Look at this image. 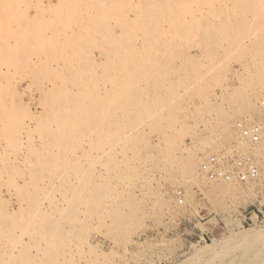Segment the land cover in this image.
<instances>
[{
    "label": "bare ground",
    "instance_id": "bare-ground-1",
    "mask_svg": "<svg viewBox=\"0 0 264 264\" xmlns=\"http://www.w3.org/2000/svg\"><path fill=\"white\" fill-rule=\"evenodd\" d=\"M19 1L17 0L18 3H20ZM25 2L27 1L25 0ZM39 2L42 3V1H38V4H40ZM18 3L15 8L17 6L19 8ZM56 3L60 6L59 9L55 7L57 10L51 7L48 2L46 4L49 6L41 5L39 10L43 12L44 8H49L47 11H53L55 14L57 11L60 14L58 16L51 15L52 18L50 17L49 21L39 22L41 24L36 23L40 29L43 25L44 30L45 27H49L46 25H51V28L56 29L70 28L69 32L68 30H59L57 33L59 37L54 39L55 42L47 41L48 43H46L44 35L47 34H43L45 31L41 34L38 31L37 33L36 24H32L35 26L33 30L36 32L30 33L35 36L32 39L31 37L29 39L28 35L24 37L23 34L24 38L18 37L19 42H14L18 43L17 46L1 45L0 43V57L9 60V62L10 60L20 62L22 55L30 54V57L34 55L39 60H51L55 66L54 77L48 78L46 82L49 85L48 90L46 92L40 90V105L43 111L39 117L31 118L36 125L35 130L32 131L34 134L37 131L38 135L37 137L32 135L24 138L28 140L26 143L27 153L25 154L20 148L22 137L7 134L8 140L13 142V154L17 158L15 160L18 161V164L24 165L23 169L20 168L21 165L8 166L9 164L5 160L4 165L5 168L8 166L7 171L3 167L6 171L4 173H7L5 174L6 180H8V183L5 182V184H8L9 189L17 188L23 200L27 202L28 207L27 204L24 203V205L28 209H25L26 213L19 212L14 217L6 211L7 208L5 211L0 208V222H11L13 228L15 225L19 229L24 225L25 232L33 235V239L36 238L34 245L39 251V256H31L24 251L22 254L20 252L17 255L16 253L12 254L9 260L7 237L0 226V264H68L67 259L64 262L65 254L68 255L67 251L71 250L72 252L75 249L80 254L83 252L81 251L83 246L87 245V230L85 233L84 230L74 229V221L79 217L78 206L81 204L85 205L89 217L94 216L93 219L100 214L103 217L104 214L109 216L114 227L111 226L112 229L107 232L110 233V236L109 234L106 236L112 237L113 245L120 242L125 243V231L128 227L133 228L137 221L135 216L140 214V210H137L139 214L135 215L137 202L129 201V198L126 205L131 212L125 211L128 214L123 212L122 208L115 211L107 210V207L111 205L107 206V199L112 195L110 192L114 189L113 184L117 177L120 180H142L138 186L139 202H143L146 197L149 199L148 196H156L158 193L153 192L154 194H152L148 189L144 174L147 175L149 172L163 175L165 177L163 179L169 183L173 180L174 186L175 182L181 186L189 182H202L203 186L209 184L207 191L209 187L214 195L218 193L222 197L234 195V192H241L242 189L251 193L256 186L264 184V145L238 146L239 149L246 148L244 151L249 149L250 153L253 150L251 153L253 164L258 169L260 176L258 180L245 182L246 186L244 184L243 188V184L238 186L240 182L237 181L214 182L207 180L201 171V164H199L201 158L207 156V153L214 152L215 154V152L219 153V150H224L225 154H229L230 144L235 139L234 118L235 120L237 117L240 120L241 118L245 119V116L248 118L249 114L251 116V113H257L255 111L260 110L257 103L261 98L264 99V39H260L261 36L256 34L259 39L249 41V43L261 44L260 46L263 47L258 45L255 47V45L254 48L243 47L245 43L238 41L236 46L237 43L240 46H237L235 52L232 47L226 44L228 43L227 37L240 34L241 30L253 27V22L251 24V20H249L250 17L256 19L255 28H264V0H56ZM27 4H29V0L24 5L26 8ZM4 5L6 6V2ZM9 6L7 4L6 7ZM11 7L13 8V6ZM19 10L21 11L20 8ZM11 12L15 11L10 9L9 13ZM3 18L5 17L3 16ZM3 20L5 23V19ZM31 20L33 21V19ZM27 22L30 24H24L25 27H21V29L30 27L29 30L27 29L29 34V31H32L31 22L30 20ZM47 28L46 30H48ZM257 28L255 32H252V35L257 33ZM15 29L16 33L17 30H20L16 27ZM2 32L0 31V33ZM13 32L11 34L15 35ZM46 32L48 33V31ZM51 32L53 33V31ZM51 32L48 34L49 37L53 36ZM244 32L245 37L248 36ZM259 35L264 34L259 33ZM231 38L233 37L229 39ZM93 55L100 56V65L91 59ZM230 60H234L233 63H237L239 69L236 71L225 69L226 62ZM15 61L12 65L18 66L26 62L25 60L22 64H16ZM221 63L223 65L225 63L226 67H220ZM43 66L36 68L37 74L38 69H42ZM99 67H101L100 70L97 69ZM86 73L87 77H85ZM225 78L232 82L223 84L222 79ZM210 84L217 91L211 90L212 92L207 93L205 88L209 89L207 86ZM3 91L0 87L2 102ZM226 95L228 99L227 103H224L229 107L224 109V105L220 101ZM1 104L3 107L6 106ZM189 109H193L192 112L196 114L193 121L198 125L201 124L203 132L208 131L209 136L218 134L216 135L220 138L218 142L210 141L207 139L209 137L202 139L193 130H190L185 121L186 117L183 115L185 110ZM7 117L9 116L5 118ZM244 119L243 121H245ZM6 121L2 122L7 126L5 128L7 133L22 130L20 127L22 122L19 126L18 121ZM200 131L202 132V129ZM6 132L4 131L3 134L5 135ZM29 133L25 134L24 132L25 136H28ZM3 134L2 137L0 135L1 139L6 137H3ZM36 140L39 142L37 145L34 144ZM38 145L41 146L40 149L36 147ZM4 158L6 159V155ZM175 172L179 174L178 178L173 175ZM25 175L29 178V182H25L23 186H17L15 180L17 178L23 180ZM0 178H2L1 173ZM52 179L59 180V183L49 182L48 184L57 185L64 194L70 195L71 199L63 194L66 197L63 200L60 195V199L63 200L66 207H60L61 204H59V207L56 205L57 207L55 206L52 210L44 212L39 209L40 207H37L35 198L29 190L32 189L36 193L39 190L37 198L38 194L41 197L39 188L47 186L45 180ZM1 180L5 181L3 178ZM122 183L125 186L130 185V181ZM163 185L165 184L163 183ZM4 186H6V190L8 187ZM172 186L170 185V187ZM49 188H53V186ZM49 192L47 191L46 194ZM159 192L161 195V191ZM159 195L158 200L162 198ZM51 196L52 194H50ZM120 198H122L121 195L114 196L118 207L125 201H120ZM152 198L154 199V197ZM215 202L219 203V201ZM50 203L52 204V202ZM161 204L157 206H161ZM51 207L53 206L51 205ZM82 208L84 211L85 208ZM81 213L82 218L84 214ZM98 218L100 217L98 216ZM89 221L94 220L90 218ZM81 223L84 224L86 221ZM96 224L98 225V223ZM88 225L92 224L88 223ZM88 225L86 227H89ZM93 228L95 229V227ZM133 229L135 230V228ZM257 229L258 231L255 229L256 231L250 232L251 234L249 230H241L229 235L225 240H216L210 245L194 248L192 255H189L190 257H187L188 259L185 262L182 261L181 264H197L196 262L199 264H223L226 258L230 259L229 264H264V229ZM126 239L128 238L126 237ZM15 243L18 245V242ZM124 243L123 245H125ZM73 246L74 249H71ZM14 248L13 250H15ZM95 251L94 249L88 250L91 255L84 258V264L111 263L110 254L105 256ZM111 256L113 257V255ZM68 261L72 262L69 259Z\"/></svg>",
    "mask_w": 264,
    "mask_h": 264
},
{
    "label": "rangeland",
    "instance_id": "rangeland-1",
    "mask_svg": "<svg viewBox=\"0 0 264 264\" xmlns=\"http://www.w3.org/2000/svg\"><path fill=\"white\" fill-rule=\"evenodd\" d=\"M2 1L6 2V6H7V4H8V6L10 4V6L7 8L4 5L5 2H2ZM2 1H0V11L2 12V14L0 15V25H1L0 28H2V29H0V31L1 32L3 31L2 33H0L1 45L9 44V46H17L18 43L16 44L14 42H19V39H17L18 37H20V39H22L25 36L27 37V35H28L29 39H30V37L32 39L35 36L31 35L30 33L33 32L32 34H34L37 31L40 32V34L45 31L43 34H47V35H44L46 38V43H48V42L53 43L52 41L55 42V40L59 37V36H57V33L59 32V30L60 31H67L68 30V32L70 31V28H64L65 30L63 28H57L58 29L57 30L54 27L51 28L52 27L51 25H46L49 27L48 28L45 27V30H44L43 25H41L42 26L41 27L42 32H41L40 27L38 28V25L36 24V23L41 24L39 22H42V21L45 22V20L49 21L52 18V16H54L55 13L53 11H50V12L47 11V10H49V8H44L45 11L43 10V12L40 11L39 9H40L41 5H43V6L45 5L44 7L49 6V4L48 5L46 4L47 2L50 3L51 7H54V8L58 7V9H59L60 6H58V3H56V0H29V4H27V8L24 5L26 3H28V0H26L27 2H25V0H20V1L18 0L20 3L22 2L21 4H23V5L18 3L17 0L16 1L15 0H12V1L9 0L11 2H9L8 0H2ZM38 1H42V3L39 2L40 4H38ZM17 3L19 5V8L21 9L22 13L19 10L18 6H17V8H15ZM30 3H31V5H30ZM37 4H38V7H37ZM28 5H30V6H28ZM11 6H13V8ZM23 8H24V10H22ZM56 8H55V10H57ZM4 9H6V10L8 9V10L6 11ZM10 9L12 11H15V12L9 13ZM2 10H4V11H2ZM24 11L26 12V14ZM4 12H7L8 14H6ZM14 14H15V16H13ZM59 14L60 13L59 12L57 13V11H56L55 15L58 16ZM21 15H22V18H21ZM3 16L5 18H3ZM18 17H20L21 19ZM23 17H25V18H23ZM2 18L5 19V21H6L5 23H4V20ZM12 19H13V21H12ZM31 19H33V21ZM28 20H30V22H31V29H32V31L30 30L31 32L29 31V34L27 32L29 30L28 28H30V27L21 29V27H25L24 24H30L27 22ZM249 20H251V22L249 21L251 24L253 22V24H252L253 27H251L252 29L249 28L250 29L249 30L246 28L247 31H246V29H243L246 33L243 30H241L240 34H234V36L232 35V36L227 37L228 43L226 45H229V47H232L234 52H235V49L240 46L238 43H237L238 47L236 46V42H238V41L239 42L243 41L245 43V45H243V47L245 46V47L254 48L255 45H256L255 47H257V45L259 47H263V46H260L261 44L249 43V41H255L256 39H259L258 36H261L260 39H264V35H259V33L264 34V28H262L263 29L262 30L261 28L256 27L257 33H254V35H252L253 34L252 32L256 31V28L254 25H256L257 23H256V19L254 20L252 17H250ZM254 23H256V24H254ZM32 24H34V25L36 24L35 26H37V27L35 28V26ZM10 25H13V26H10ZM15 25H18V26H15ZM15 27L17 29L20 28V30H17V33H16ZM5 28H6L7 32L5 31ZM34 28L37 29L36 32H35V30H33ZM46 28L48 30H46ZM51 29H53V30H51ZM23 31H25V32H23ZM46 31H48V33ZM51 31H53L54 34ZM12 32L15 33V35L11 34ZM50 32H51V35H53L52 37L48 36V34ZM243 32L248 36L245 37ZM7 33H9L10 35ZM19 33H20V36H18ZM1 34H3V35H1ZM23 34H24V37H22ZM241 34H243L242 35L243 37L241 36ZM249 35H252V36H249ZM46 36H48V37H46ZM238 36L241 37L242 39L240 40V38ZM230 37H233V38H231L233 40L236 39V40H234L235 42L233 40L231 41V39H229ZM1 39H2V41H1ZM246 39L248 42L246 41ZM229 41H230V43L233 42L234 44L232 43V45L233 46L235 45V46L233 47L232 45H230ZM248 43H249V45H247ZM35 44H38V43H35ZM35 44H33V45H35ZM87 55H88V53H87ZM24 56H25V58L26 57L27 58L25 59ZM93 56L91 59L100 65L101 64L100 56H98V55H93ZM19 57H20V55H19ZM28 57H29V59H28ZM21 59H22L21 61L19 60L20 62H18L17 60L16 61L14 60V61L16 64H19V63L22 64V62L23 61L25 62V60H26L25 64L17 66V65H12V63H14L13 60H10V62H9V60H5V59L0 57V73L2 72L0 74V80H1L0 87H1V89L4 90L3 91L4 95H2V96H4L2 99L3 102L0 100V104L3 103L4 105H6L4 107L2 106V104L0 105L1 106L0 114H2V115H0L1 116L0 117V119H1L0 120L1 121L0 122L1 123L0 124V130L2 129L1 130L2 132L0 131L1 137H2L3 132L4 131L6 132L5 128L7 127L6 124L4 123L5 121L2 122L3 120L18 121L19 126L21 125L20 124L21 122L23 123L20 126L22 130H18L19 132L18 131L17 132L16 131L15 132H8V133L6 132L5 135L3 134V137L6 136V137H4L6 139L0 138V169H1L0 173H1L3 180H5V181H2L1 180L2 178H0V183L3 184V185L0 184V196H1L0 197L1 198L0 199V205H1L0 208L3 209V211H5V209L7 208L6 211H8V213L10 215L12 214V216H14V217L19 212L20 213L21 212L26 213V210L28 209V208H26V206L28 207V204L25 200H23L20 193L17 191L16 187H15V189H14V187L9 189L8 184H5V182L8 183V180H6V176H5V174H7V173H4V172L7 171L8 166H10V165H12V166H15V165L18 166L19 165L20 166L21 165L20 168H22V169H23L22 166H24L20 162H19L20 164H18V161L15 160L17 158L13 154L14 153L13 142L11 140H8L7 136L10 134H12V136H14V134H15L16 136H14V137H22L23 139L21 141L22 144H21L20 148L23 150V152L25 154L27 153L28 147H27L26 143L28 140H26L24 138L32 136V135L34 137H37V135H38L37 131L35 134H34V131H32L33 129L35 130L36 125H34L35 123L31 120V118L33 119V117H39V114H41V112L43 111L42 107L40 105L41 104V100H40L41 99V94H40L41 91L40 90H42L44 92H46L48 90L49 85L46 82H47L48 78L54 77L53 72L55 69L54 62H52L51 60L48 61L46 59L45 60H39V58L35 57L34 55H32L31 57H30V54L22 55ZM230 61L232 62V64ZM230 61L226 62L227 67H226L225 63H224V65L221 63L220 67L225 66L226 67L225 69H228V70L231 69L232 71H236L237 69H239L237 67V63H233L234 60L233 61L230 60ZM41 64L45 66V67L43 66L42 69H40L42 67ZM23 65H25V66H23ZM38 67H40L38 69L40 72L38 71V74H37L36 68H38ZM204 68H205V66H204ZM204 68H202L203 69L202 71H204ZM97 69L100 70L101 67H99ZM33 70H35V71H33ZM57 70H59V69H57ZM34 72L40 76H37ZM85 77H87V73H86ZM224 80H225V82H224ZM227 82L229 84L232 81H230V80L228 81L227 78L222 79L223 84H227ZM207 87H209V89L205 88L207 93H210L213 90L217 91V89L214 88V86L211 84L208 85ZM227 99L228 98L226 95L220 101L221 104L223 103L224 109L226 107L227 108L229 107L228 104H225V103H227ZM260 100H263V98H261ZM5 101H7V102H5ZM10 103H11V105H10ZM7 108L9 109V111ZM192 111H193V109H189V110H185V112H186V113L184 112L185 114L183 113V115L186 117L185 118L186 124L188 127H190V130H193V132H195L196 135H199L198 137H201L202 139H203V137L204 138L209 137L207 139H209L210 141L218 142V140L220 138H218L219 136H216V135H218L217 133L211 134V136H209L210 133L208 131L205 130V132H203L204 130H203L201 124L198 125L195 121H193L196 118V114ZM255 112H257V113L253 112L255 114L254 116L252 115L253 113H251V116L249 114L248 118L245 116V119L241 118V120L243 121V119H244L246 121V123L264 122V111L262 109H260L259 111H255ZM7 113H8V115H7ZM187 113H188V115H186ZM192 113H194V114H192ZM13 114H15V115H13ZM3 115H4V117H3ZM6 116H9V117L5 118ZM10 116L12 117L11 119H10ZM16 116H17V118H16ZM14 118H16V119H14ZM241 120H240V118L238 119V117L236 120L234 118L233 129H234L235 123L240 122ZM194 124L199 128H197ZM2 125H5V126L3 127ZM28 126H29V129H28ZM3 128H4V130H3ZM23 129H24L25 134L30 132L28 136H25ZM200 129H202V132L200 131ZM198 131H199V133H198ZM236 132L237 131H235L234 138L237 140V137H238L237 134L238 133L236 134ZM16 133H18V134H16ZM207 133H208V135H207ZM210 137H212V138H210ZM235 139H233V140L235 141ZM234 141L231 142L232 145L230 144L229 154H225L226 152L224 150H221V151L219 150V153L215 152V154H214V152H212V154L207 153L206 154L207 156H204L201 158V161L199 162V164H202L207 158H209L211 156H224L225 155L226 157H230L231 155H233V153H236L237 155H244L246 153H250L249 149L244 151L246 148L245 149H239V147H236L235 146L236 141L235 142ZM34 144L37 145V144H39V142H37V140H36V141H34ZM36 147L39 149L41 148V146H39V145ZM252 152H253V150L251 151V153ZM5 155H6V159L4 158ZM4 160L8 162L7 164H9L6 168L4 165L5 164ZM11 160H13V161H11ZM2 161H3V163H2ZM15 163H17V164H15ZM3 167L6 169V171H4ZM150 173H152V172H149L147 175L144 174V178H146V181H147L148 189L150 190V193L152 192V194H154L153 192H155V193L158 192L157 193L158 195L160 193L159 191H161V195H159L160 197H162L161 198L162 200L160 199L161 202H160V200H158L159 197L157 194H156V196H148L149 199H147V197H146L145 200L143 201L144 203L139 202L140 195H139L138 186L140 185L142 180H140V179H139L140 181L138 179H136V180L135 179H130V180L121 179L120 180V178H118V177L115 178L116 181L113 184L114 189H112L110 192V194H112V195L109 196L110 199L109 198L107 199V201H108L107 206L109 204H111L107 207L108 211H112V210L115 211L119 208H122V209H124V210L121 209L123 212H125V211L131 212L130 208L126 205V203H128L130 200L131 201L134 200L137 202L136 210L134 212L135 215H138L139 213L142 214V215L139 214L138 216H135V220H137V221H135L136 223L134 222L135 225L133 223L134 226L131 225V226H133V228H135V230L131 227H128V229H126V231H125L126 236H125V240H124L125 243L123 242L126 246L123 245V243H121V242L118 243L119 245L118 244L113 245L112 237L106 236L108 234L110 236V233H107V232H110V230L112 229L111 226L114 227L112 224L113 221L109 216L107 217V215L104 214V217L105 216L107 217V218L105 217V219H106L105 220L103 215L100 214V215H98L100 218H98V216H95V218L93 219L94 216H92V217L88 216L85 205L83 206V204H81L78 206V208H79L78 209L79 210L78 216L79 217H77V219H76L78 222L75 220L74 221L75 226L74 225L73 226H74V229H76V230L80 229L81 231L84 230V232L87 230V245H86L87 247L83 246V248L81 250L83 252H81L80 254H79V252H77L74 249V246H73V248H71V249H74V250H72V252H71V250L67 251L69 256L67 254H65L64 260L67 259L68 264L69 263L70 264L71 263L72 264H84V258L89 257L91 255L88 252L89 249H91V250L94 249V251L95 250L97 251V252L95 251L96 253H98V254L101 253V254H104L105 256H108L110 254L109 257L112 258V259L110 258V260H112L110 264H112V263L113 264H181V263L185 262L190 257L189 255H192L194 248H200V247L205 246L207 244L210 245V244H212L213 241H216V240L217 241L225 240L229 235H233V233L235 234L241 230H246V231L249 230V233H250L252 231L255 232L256 230L258 231L257 228H259V230L264 229V184L263 183H262V186L261 185L256 186L257 188L255 187L253 189V191H251V193L245 192V190L242 189L244 194L242 191L241 192L236 191L237 193L234 192L235 193L234 195L233 194L228 195L229 197L225 195L222 197L221 194H218V193H215V195H214V193L209 190V187H208V191H207V185H209V184L203 186L202 182H201L202 184L200 182H189V183L181 186L179 183L177 184L175 182V186H174L173 180H172V182L169 183L168 181H166V179H163V178H165V177H163V175H161V174L159 175L158 173H155V172H153L152 174H150ZM176 174H177V176H176ZM8 175H7V177H8ZM155 175H157L159 177H157ZM173 175L177 178L179 177V174L177 172H175V174H173ZM25 176L26 177L23 178V180L21 178H17L15 180V182L17 183V186L18 185L23 186L25 184V182H29V178H27V175H25ZM142 176H141V178H142ZM147 176H148V178L150 176L151 177L148 179ZM259 178H260V176L258 175L256 180H258ZM45 181L47 182L46 183L47 186L45 185L44 187L39 188L41 191V197H40V194H38V198H37V193H40L39 190H37V193L34 192V190H32V189L29 190V192L31 191V195L34 196V198H35L36 205H38L37 207L38 208L40 207L39 209L43 210L44 212L52 210V208H54L56 205L59 207L60 206L59 204H61L60 207H66V205H64V202H63V200H64L63 198L65 197L64 195H66V194H64L62 192V190H60L57 187V185L55 186V185L48 184L49 182H52V184L59 183V180L52 179L50 181H47V180H45ZM121 181L122 182L123 181H126V182L130 181V185L128 184L125 186V184L123 185V183ZM163 181H165V182H163ZM2 182H4V183H2ZM135 182H136V184H135ZM163 183L165 185H163ZM238 184H237L238 186L243 184L242 185V188H243L245 183H238ZM248 184H250V183H248ZM4 185H7V187H8L6 189L7 192L5 190L6 186H4ZM170 185H173V186L170 187ZM52 186H53V188H49ZM149 186L152 188L150 189ZM245 186H246V184H245ZM115 188H117V189H115ZM42 189H43V191H42ZM47 191L48 192L50 191V192L48 194H46ZM177 191H181V193H182V204L181 205L178 204L177 198L175 196V193ZM32 192H34L35 194L34 193L32 194ZM117 192H119V193H117ZM165 192H166V194H165ZM7 193H8V195H7ZM15 193H17V194H15ZM42 193L45 195H48V196L45 197V195H43ZM120 193H122V194H120ZM50 194H52V196H53V197L51 196L52 198L50 197ZM60 195L63 199L62 201L60 199ZM115 195H121L122 198H120V201L125 200L124 201L125 203L123 202L122 205L121 204L119 205L120 207H118L117 203H115V199H114ZM219 195H220V197H219ZM66 196L70 197V199H71L70 195H66ZM217 196L219 199L217 198ZM152 197H154V199ZM221 197H222V199H221ZM72 198H74L73 195H72ZM128 198H129V201H128ZM39 199H40V201H39ZM51 199H52V201H50ZM54 199H56V200H54ZM57 199H59V200H57ZM113 200H114V202H113ZM214 200L219 201V203L216 204V202ZM5 202H7V203H5ZM50 202H52V204ZM24 203L27 205L25 206ZM40 203H41V205H40ZM221 203L223 204L222 206L220 205ZM65 204H66V202H65ZM113 204H115L118 208L115 205L113 206ZM158 204H161V206H157ZM51 205L53 207H51ZM214 205H215V207H214ZM219 205H220V207H219ZM23 206H25V207H23ZM82 207L85 208L84 211H83ZM109 207H111V208H109ZM140 207L142 208V210ZM17 210H19V211H17ZM137 210L138 211L140 210L141 212L139 211V213H138ZM80 212H83V214H84V216H82V218L80 216V215H82V213L80 214ZM127 212H125V213H127ZM85 216H87L89 218H87ZM139 216H141V218H139ZM90 218H91V220H94V221H89ZM142 218H143V220H140ZM86 219H88V220H86ZM100 219H102V220H100ZM85 221L87 224L84 223ZM225 221L227 222V224H229L228 226H227ZM81 222H83L84 224H82ZM95 222L98 223L99 226ZM137 222L139 223V225L141 224L142 227L139 226ZM88 223L92 224V225H88ZM76 224H78V225H76ZM83 225H85L84 229L82 228ZM87 225L90 228H92L93 230L91 229L92 230L91 231L89 227H86ZM109 225H110V227H109ZM0 226L2 228L4 235L7 237V245H9V250H8L9 260H10V256L12 254L16 253V255H17V254H19V252H20V254H22L24 251L31 256H33V255L39 256V251L36 250L35 245H34V241L36 238L33 239V235L31 236L29 233L25 232L24 225H23V227H20V229H19V228H16L15 225L13 228L11 222H8V223L7 222H2V223L0 222ZM137 226H138V228H136ZM93 227H95V229ZM96 227H97V229H96ZM98 227H99V230H98ZM33 229H35L34 226H33ZM90 232H91V235H90ZM92 232H94V233H92ZM254 232H253V234H254ZM126 237L128 239H126ZM15 242H18V245ZM126 242H128V243H126ZM15 245H17V246L15 247ZM91 246L92 247L94 246V248H92ZM118 246H120V247H118ZM13 248L15 250H13ZM17 250H19V251H17ZM84 251H87V252H84ZM78 254L81 256H79ZM106 254H108V255H106ZM111 255H113V257ZM8 258H7V260H8ZM68 259L72 262H69ZM64 262H66V260ZM196 263L199 264V262H196ZM229 263H230V259L226 258L225 262L223 261V264H229ZM215 264H218V263H215Z\"/></svg>",
    "mask_w": 264,
    "mask_h": 264
},
{
    "label": "built area",
    "instance_id": "built-area-1",
    "mask_svg": "<svg viewBox=\"0 0 264 264\" xmlns=\"http://www.w3.org/2000/svg\"><path fill=\"white\" fill-rule=\"evenodd\" d=\"M257 106L264 111V99L260 100ZM234 128L238 133L236 147L245 144L250 147L264 145V122L240 121L235 123ZM201 171L208 180L214 182L245 183L254 181L258 177V169L253 164V157L250 153L244 155L233 153L230 157L211 156L201 164ZM175 196L178 204L181 205V191H177Z\"/></svg>",
    "mask_w": 264,
    "mask_h": 264
}]
</instances>
